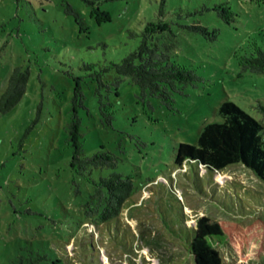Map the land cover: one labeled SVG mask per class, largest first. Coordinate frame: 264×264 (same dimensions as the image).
<instances>
[{"label":"rangeland","instance_id":"obj_1","mask_svg":"<svg viewBox=\"0 0 264 264\" xmlns=\"http://www.w3.org/2000/svg\"><path fill=\"white\" fill-rule=\"evenodd\" d=\"M66 3L79 20L65 13ZM97 4L0 0V95L14 68L29 72L20 103L0 114V264L28 249L61 258L59 264H194L186 250L197 218L241 226L264 219V185L244 165L213 177L174 165L176 145L195 144L205 124L222 121L217 110L226 100L264 125L256 110L264 104V73L240 67L241 57L264 51V0ZM144 38L201 80L174 95L168 109L156 100L143 106L139 88L123 77L118 95L111 85L110 92L100 89L113 116L108 125L88 67L119 62ZM105 75L106 83L115 77ZM77 82L84 93L77 110L83 153L117 158L115 168L94 170L93 179L116 172L135 188L120 217L98 227L84 210L93 185L69 166ZM217 249L223 264H256Z\"/></svg>","mask_w":264,"mask_h":264},{"label":"trees","instance_id":"obj_2","mask_svg":"<svg viewBox=\"0 0 264 264\" xmlns=\"http://www.w3.org/2000/svg\"><path fill=\"white\" fill-rule=\"evenodd\" d=\"M91 5H98L99 0H85ZM65 13L79 20L80 14L72 5L66 3ZM264 32V30H263ZM149 39V38H148ZM144 38L140 44L119 62L93 69L91 76L98 81L96 93L100 113L104 121L111 125L113 116L107 110L109 103L101 93L103 87L110 92V85L118 88L123 77H128L139 88L138 100L143 106L150 107L151 100H156L168 109H173L174 95L184 94L188 86L195 87L201 78L193 70L172 61L167 51ZM243 72L264 73V51L256 47L254 52L240 59ZM115 74L111 83H106L105 73ZM29 81V72L16 67L11 72L5 90L0 95V114L12 111L22 100ZM84 93L77 82L72 97V121L69 125L73 141V155L70 168L93 185L91 201L85 205V213L94 218L95 225L102 226L118 219L124 203L133 194L135 188L129 177L112 172L107 176L93 179V171L113 169L117 158L107 152L98 151L91 156L83 153L78 140L81 125L77 110L84 108ZM256 110L264 116V104L258 102ZM222 121H211L203 126L195 144L181 142L175 147V170L188 165L190 170L201 168L205 177H213L228 167L244 165L264 185V125L261 121L241 109L234 102L226 100L217 110ZM196 172V171H195ZM197 174V173H195ZM207 174V175H206ZM203 176V175H202ZM212 183V181H209ZM193 235L186 250L192 256L194 264H223V258L217 249L224 246L232 257L247 256L256 264L264 262V219L241 226L234 221H212L202 216L196 219L192 227ZM24 250V248H23ZM61 258L51 259L39 250L28 249L9 259L8 264H59Z\"/></svg>","mask_w":264,"mask_h":264},{"label":"water","instance_id":"obj_3","mask_svg":"<svg viewBox=\"0 0 264 264\" xmlns=\"http://www.w3.org/2000/svg\"><path fill=\"white\" fill-rule=\"evenodd\" d=\"M230 251V250H229Z\"/></svg>","mask_w":264,"mask_h":264}]
</instances>
